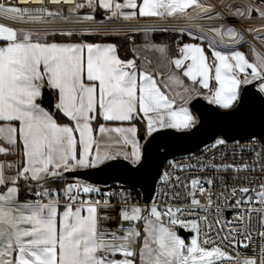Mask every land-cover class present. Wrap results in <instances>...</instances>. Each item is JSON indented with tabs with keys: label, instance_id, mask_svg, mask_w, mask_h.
I'll use <instances>...</instances> for the list:
<instances>
[{
	"label": "snow or ice",
	"instance_id": "snow-or-ice-1",
	"mask_svg": "<svg viewBox=\"0 0 264 264\" xmlns=\"http://www.w3.org/2000/svg\"><path fill=\"white\" fill-rule=\"evenodd\" d=\"M34 2L43 4L44 0ZM49 2L74 5L70 12L99 7L110 14L109 20L127 21L137 16L225 20L204 0ZM227 7L233 18L251 19L256 13L264 20V8L251 4L244 8L236 6L234 10L232 5ZM124 9L130 11L125 13ZM190 9L201 11L193 16ZM33 11L40 14L32 15ZM60 15L47 8L0 3V18L15 23H50L45 17ZM82 19L92 21L94 16L86 15ZM80 31L94 34L98 29ZM208 31L213 37L197 38L208 40L210 55L201 44L185 43L173 58L166 44L146 42L131 49V58H121L115 44L48 41L50 35L71 37L76 34L74 30L41 33L0 22V155L21 156L19 164L0 162V186H4L0 191V264H264V182L256 185L248 178L250 186L230 189L231 210L235 212L230 219L222 221L219 208L210 221L207 215L182 219L186 209L181 207L134 206L130 210L121 207L117 213L119 220L130 226L121 225L120 231L103 226L105 221L113 219L108 212L112 205L109 199L90 198L91 194L100 193L99 188L78 178L62 185L60 191L45 186L49 181L64 179L67 173L102 169L120 159L133 166L140 165L145 153L133 122L143 123L147 137L168 129L190 130L198 121L185 104L201 95L202 89L208 90L204 99L209 104L225 111L238 110L241 106L242 85L258 80L259 91L264 93V53L252 47L250 61L244 52L236 50V45L246 42L245 37L227 22ZM247 31L258 33L254 38L264 41V29ZM218 43L231 50H217ZM185 79L191 83L186 84ZM213 81L215 88L211 86ZM45 90L55 93L54 108L67 122H58L56 115L41 105L39 101ZM98 120L120 125L127 122L130 126L100 124L97 129L93 123ZM97 132L104 137L103 143ZM225 144L224 139H217L214 147ZM128 146L130 152L122 150ZM206 167L209 166L201 164L198 170L204 171ZM220 167L234 168L237 173L255 171L248 164ZM13 168L15 175L7 176L6 169ZM260 171L264 173V164L260 165ZM172 179L165 173V182ZM21 180L34 182L37 189L34 202L18 203ZM175 181L176 186L188 189L192 208L204 212L212 208L211 196L206 205L196 198L197 193L202 195L206 190L200 179L185 183L176 176ZM204 183L212 185L213 180ZM28 187L31 189L32 183ZM103 195L111 197L114 193ZM85 196L89 198L84 199ZM178 196V192L174 193L173 198ZM220 198L225 202L229 199L223 192ZM139 223L143 224L142 228ZM177 227L193 233L190 240L186 242L177 233ZM254 235L259 239L257 251L242 261L238 262L221 246L249 248Z\"/></svg>",
	"mask_w": 264,
	"mask_h": 264
},
{
	"label": "built area",
	"instance_id": "built-area-1",
	"mask_svg": "<svg viewBox=\"0 0 264 264\" xmlns=\"http://www.w3.org/2000/svg\"><path fill=\"white\" fill-rule=\"evenodd\" d=\"M77 2H82V0H77ZM0 3H5L6 5H14L22 8L29 9H39L47 8L53 11H58L61 15L55 18L45 17V20H50V23H15L5 19L0 18V22L5 24H11V26L16 28L32 29L33 31H38L43 33L48 30L56 31H67L74 30L75 32H81L83 29H98L102 31H129L131 28L137 29H175V28H201L204 26H220L221 24L227 22L230 26L235 27L238 31L244 34L246 37H253L247 32V27H264V20H262L258 14L252 16L251 19H236L229 16L228 12H225L221 6L217 8L225 20L221 19H207L198 18L195 20H159V19H94L92 21H83V17L86 15H92L90 13H83L79 9L75 12H70V9L74 5L70 4H52L49 0H44L43 4L34 2V0H29L28 3H24V0H0ZM235 5H242L245 7L247 2H235ZM32 15H39V12L33 11ZM93 16V15H92ZM66 17V19L62 18ZM81 21V22H77ZM223 139V138H217ZM216 139V140H217ZM215 141L203 146L199 150L183 155L177 156L167 160L163 166L162 172L157 180L154 194L151 201L146 204L142 199L141 191L133 188L124 186L121 184H113L108 186H103L100 193L91 194V199L104 200L109 199L110 204L114 207L120 209L121 207H127L129 210L132 207H140L141 209L150 208L156 205L160 209L167 207H181L185 208V212L181 216L182 219H197L198 217L208 216L210 221L213 220L215 215V210L219 208L220 219L223 221L225 219H230L234 217L235 212L231 210L232 197L230 194V189L233 186H250L249 179H252L256 185L264 182V173L260 171V165L264 164V140L258 138H251L242 141H226L225 145H220L214 147ZM257 153H259V159L257 158ZM203 165H208L204 171H199V167ZM248 164L250 169H255V171H243L237 173L234 168H222V165H243ZM189 165H194L196 167L189 168ZM211 165H216L217 167H211ZM183 168L184 170H181ZM167 173L173 179L169 182H165L164 176ZM179 176L181 180L185 183H190L193 178L200 179L205 187V192L201 195L197 193L196 198L201 201L202 205L207 204L209 196L213 200L212 208L208 209L207 212L200 210L199 208H192L190 204V198L187 196V191L183 185L176 186L175 177ZM243 177L245 179H237V177ZM213 180L212 185L204 183L206 180ZM57 191V190H55ZM114 193L111 197H106L104 193ZM179 193L177 198H173L174 193ZM223 192L224 196L228 197V201L225 202L220 198V194ZM239 195V193L237 194ZM85 196L84 199H88ZM37 199L35 195L33 197L24 201V203H31ZM63 203V201H62ZM258 206V205H256ZM189 210L191 214H189ZM255 215V214H254ZM202 223V222H201ZM255 223V221H254ZM203 226V225H202ZM181 228L177 227L176 231ZM185 231V229H183ZM186 232V231H185ZM226 234V230H225ZM192 235V234H191ZM219 243L220 241L217 240ZM259 244L258 237L254 235V242L249 248L243 247H230L222 244L225 250L228 251L237 261H242L246 256H253L257 251ZM223 264H228V262H223Z\"/></svg>",
	"mask_w": 264,
	"mask_h": 264
},
{
	"label": "water",
	"instance_id": "water-1",
	"mask_svg": "<svg viewBox=\"0 0 264 264\" xmlns=\"http://www.w3.org/2000/svg\"><path fill=\"white\" fill-rule=\"evenodd\" d=\"M257 83L252 82L242 88L238 110H221L198 97L189 103L190 110L197 116L198 123L194 128L183 132L162 130L147 138L141 135L145 159L140 165L133 166L120 159L102 169L67 173L64 179L78 178L99 186L121 184L133 187L141 191L144 203L148 204L167 160L193 153L220 137L230 142L251 138L264 140V96ZM41 104L54 111V96L49 90H45ZM178 234L186 240L191 236L183 229Z\"/></svg>",
	"mask_w": 264,
	"mask_h": 264
},
{
	"label": "crops",
	"instance_id": "crops-1",
	"mask_svg": "<svg viewBox=\"0 0 264 264\" xmlns=\"http://www.w3.org/2000/svg\"><path fill=\"white\" fill-rule=\"evenodd\" d=\"M236 1H239V0H204V3L212 5L213 6V9H214V13H220L219 11H217V8L219 6H221L225 12H228L229 13L230 9L227 7V5H232L233 6V10H234V8L236 6H239L241 8H244L242 5H235L234 3ZM245 1H248L249 4H251L253 2V0H245ZM119 2H122V0H119ZM137 2L138 3H141L142 0H137ZM85 8H88V7H85ZM97 8L100 9L101 12H103L106 15V18L110 15L106 10H104L102 8H99V7H97ZM122 11H124L125 13H127L130 10L124 9ZM189 11L192 12L191 9ZM200 11H201L200 9H196L195 12H192V15L195 16L196 15V12H200ZM255 14L256 13H254L253 15H255ZM136 18L137 19H159V20H188V19H186L185 17H182V16H173V17H165V18H159V17H140V16H137ZM200 18H204V17H200ZM119 19H123V18H119ZM211 27H218V26H204V27H201V28H182V29H183L184 32H186L191 37H196L197 38L199 35H207L208 37L211 38L214 35L213 33H211V32L208 31V29L211 28ZM253 28L254 29H263L262 27H258V28L257 27H247V30L248 29H253ZM247 32H248L249 35H253V37L252 38H248V37H246L243 34L244 37H245V41L246 42L245 43H242L240 45H236L235 46V49L244 52L246 54L247 58L251 61L253 59V54L251 52V48L252 47H255L256 50H258L261 53H264V41H261L260 39L254 38V37H256L258 35V33L249 32V31H247ZM216 39H217V41H219V38H216ZM225 39H227V38H225ZM56 43H86V42H56ZM188 43H198V44H201L202 46H204L206 48V51H208L209 52V55H210V50L207 49L208 40H200V39H198V41L188 42ZM92 44H94V43H92ZM99 44L100 45H107V44H110V43H99ZM182 46H183V44H181L179 46V48L182 47ZM217 50L229 51L231 49L230 48H227V47H224V46H222V45H220L218 43L217 44ZM173 58H175V57H173ZM185 81L187 83H191L190 81H187L186 79H185ZM211 86L213 88H215V82L214 81L212 82V85ZM244 86L245 85H242L241 90H242V88ZM49 91L54 96V104H55L56 103L55 93L52 92L51 90H49ZM201 92L204 95L208 94V90H206V89H202ZM204 95H202V96L204 97ZM202 96H199V97L203 99ZM41 100L39 101L40 103H41ZM206 102L208 103L207 100H206ZM177 106H179V105H177ZM185 106L189 108L188 104L185 105ZM43 107H45V106H43ZM45 109L48 110L46 107H45ZM54 110H55V108H54ZM189 110H190V108H189ZM191 113L195 117V114L192 111H191ZM133 123L135 124V126L138 129V137H140L141 135H139V127H138V124L135 123V122H133ZM100 124H104L106 127H116V126H124V127H127V126H130L127 122H125L123 125H120V124L115 123V122H104L102 120H98V121H96V122L93 123V127L98 129V127L100 126ZM96 136L103 143L104 137L101 136L98 132L96 133ZM144 136H145V138H147V136L145 134H144ZM141 144L143 145V142H141ZM113 150H116V149H113ZM122 150L130 152L131 151V146H128L127 148H124ZM20 161H21V156L18 153H13V154H9V155H0V162H4L5 164H8V163L19 164ZM5 174L7 176H14L15 175V168H13V169H6ZM21 182H23V181L22 180L19 181V183H21ZM9 186H11V185H9ZM21 188L22 187L20 186L18 203L24 204V201L27 200V199H26V194H24L23 192H21V190H22ZM3 190H4V186H0V191H3ZM103 211L104 210L102 209L101 212H103ZM118 211H119V209L117 207H114V206H112V208L108 210L109 215H111L113 217V219L104 222L103 226L105 228H107L109 230L120 231V230H122L121 225L123 227H125V228L128 227V226H130L128 222H122V221L119 220V217L117 215Z\"/></svg>",
	"mask_w": 264,
	"mask_h": 264
},
{
	"label": "trees",
	"instance_id": "trees-1",
	"mask_svg": "<svg viewBox=\"0 0 264 264\" xmlns=\"http://www.w3.org/2000/svg\"><path fill=\"white\" fill-rule=\"evenodd\" d=\"M83 13H90L92 14L96 19H103L106 18V15L101 12L100 9L96 8H82L81 10ZM68 37V36H61V35H55V36H48L49 42H86V43H110L115 44L118 49V53L121 56V58H131L132 53L131 49L137 45L145 44L146 42L155 43V44H166L168 46V54L170 57H176L179 55V46L184 43L188 42H194L198 41V38L189 36L186 32L182 30L174 31V29H167V31H162V29H158L151 33L149 39H146L145 41H142V34L143 31H137L132 32L129 31L128 34H120L117 31H107V33H99L95 32L94 34H77ZM81 33V32H80ZM199 95L196 96L198 98ZM56 98V95H55ZM189 106V104H188ZM218 108V107H217ZM220 109V108H219ZM222 110V109H221ZM52 113H54L58 119V122L64 123L67 122L65 118H63L59 113L54 110ZM194 113V112H193ZM195 114V113H194ZM196 116V115H195ZM197 117V116H196ZM138 124L139 127V135H144V125L140 121H134ZM68 180L62 179L60 181H49L46 187L49 189L55 191H60L61 186L66 184ZM28 183H32V188L30 189L28 187ZM22 187L21 192L26 194V199H29L33 197L34 192L36 189V186L33 182H21L19 183ZM141 223H139L140 227Z\"/></svg>",
	"mask_w": 264,
	"mask_h": 264
},
{
	"label": "rangeland",
	"instance_id": "rangeland-1",
	"mask_svg": "<svg viewBox=\"0 0 264 264\" xmlns=\"http://www.w3.org/2000/svg\"><path fill=\"white\" fill-rule=\"evenodd\" d=\"M247 2V5H249V2L248 1H245V0H239V1H237V2ZM251 5H253L254 7H257V8H264V0H253V2L251 3ZM103 19H105V18H103ZM258 28V27H257ZM263 29H264V27H262ZM156 30H158V29H148V31L147 32H145V31H143V30H141V31H143L144 33L142 34L143 36H142V41H145L146 39H149V37H150V35H151V33L152 32H154V31H156ZM178 30H183L182 28H175L174 29V31H178ZM97 32H99V33H107V31H102V30H98ZM118 33H120V34H128L129 33V31H118ZM77 34H81L80 32H78ZM142 43V42H141ZM139 44V45H137V47H142L144 44ZM148 55L150 56V58H154L153 57V54H151V53H148ZM254 82H258V84H257V88H258V90H259V83H260V81H254ZM185 83L186 84H190V83H187L186 81H185ZM177 91H182V90H180V89H177ZM263 94V96H264V93H262ZM202 95H204V94H201V95H199V96H202ZM203 97V96H202ZM196 98V96L195 97H193V98H191V99H189L188 100V102L185 104V105H187V104H189L192 100H194ZM203 99H204V97H203ZM205 101H206V99H204ZM179 105V104H178ZM195 118L197 119V117L195 116ZM81 180V179H80ZM74 181V179H70V180H68L67 181V183H71V182H73ZM83 181V180H82ZM83 182H85V181H83ZM85 183H87V182H85ZM90 184V183H89ZM93 185V184H92ZM95 187H97V188H99V189H101L103 186H99V185H94ZM143 227V224L141 223V225H140V228H142ZM185 231L187 232V233H191L190 231H188V230H186L185 229ZM177 233H178V231H177ZM192 235H193V233H191ZM190 238H191V236H189L188 238H187V240H186V242L188 241V240H190Z\"/></svg>",
	"mask_w": 264,
	"mask_h": 264
},
{
	"label": "bare ground",
	"instance_id": "bare-ground-1",
	"mask_svg": "<svg viewBox=\"0 0 264 264\" xmlns=\"http://www.w3.org/2000/svg\"><path fill=\"white\" fill-rule=\"evenodd\" d=\"M249 38H251V37H249Z\"/></svg>",
	"mask_w": 264,
	"mask_h": 264
}]
</instances>
